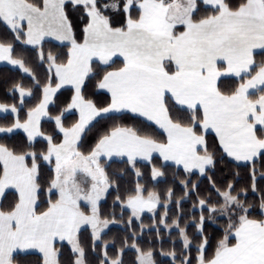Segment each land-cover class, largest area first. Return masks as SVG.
<instances>
[{"label":"snow or ice","instance_id":"obj_1","mask_svg":"<svg viewBox=\"0 0 264 264\" xmlns=\"http://www.w3.org/2000/svg\"><path fill=\"white\" fill-rule=\"evenodd\" d=\"M70 9L77 14L75 23ZM0 24L13 34L12 41L0 40V61L31 78L30 87L17 82L8 90L19 94L18 104L0 103V113L14 117L0 125V136L23 133L19 144L0 142V264H24L21 257L37 253V264H61L57 245L64 242L70 264H124L126 248L135 250L133 264H157L154 249L137 243L136 231L109 255L115 241L103 235L122 222L102 210L113 190V206L130 210L126 228L147 211L153 213L155 240L164 239L161 226L167 230L173 247L160 254L171 257V264H264V192L255 205L242 199L248 190H237L233 181L217 186L208 175L217 161L206 139L214 132L223 153L237 162L264 159V60H256L264 55V0L235 5L231 0H0ZM49 37L67 50L46 54L43 43ZM16 41L39 49L37 59L47 65L43 82L14 56ZM229 77L235 84L222 88V78ZM90 85L108 94L106 104L87 95ZM65 87L71 96L61 106L57 94ZM26 97L36 102L21 117ZM117 113L144 118L165 139L114 123L82 151L94 122L115 120ZM66 114L78 118L66 124ZM42 121L51 122L49 131ZM154 156L189 176L207 177L210 189L202 196L199 184L185 179L182 197L173 200L169 188L162 200L140 183V162L151 165L152 180L165 176ZM114 158L137 178L123 197L118 180L124 173L108 171ZM251 190L258 191L254 170ZM9 191L15 201L5 207ZM193 193L191 207L199 209L198 216L183 208ZM220 218L224 223L213 247L206 225ZM145 227L141 222L140 234ZM189 229H194L191 237ZM82 230H90L87 247ZM90 253H96L91 261Z\"/></svg>","mask_w":264,"mask_h":264},{"label":"trees","instance_id":"obj_2","mask_svg":"<svg viewBox=\"0 0 264 264\" xmlns=\"http://www.w3.org/2000/svg\"><path fill=\"white\" fill-rule=\"evenodd\" d=\"M231 2L235 5L240 2V0H231ZM70 16L73 18L74 23L76 22L75 17L76 13L69 10ZM77 35L79 36V27L77 28ZM0 40L9 42L13 40V34L3 25L0 24ZM15 52L14 56L16 58H23L25 60L26 66L31 68L35 75L41 80V82L45 79V71L47 68L46 64L41 65L39 60L37 59L36 53L39 49L26 46L19 41L14 42ZM43 50L47 54L48 52H52L53 54H58L65 52L67 49L62 44H57L52 41L46 40L43 43ZM257 62L264 60V55L258 54L256 56ZM120 61H116V66H119ZM22 83L25 87L31 86V78L26 74L22 73L19 69L11 68L8 66H0V103L13 104L19 103V97L17 93L9 92L8 90L15 83ZM235 78H222V88H227L233 86L235 84ZM95 92V95H93ZM87 95L94 99L98 105H104L108 101V96L95 90L91 85L87 89ZM71 96V89H61L60 93L57 94V103L63 106ZM36 102L35 99L28 97L25 99V108L21 111V117L24 116V112L27 111L28 107L33 106ZM52 114H57L55 109H53ZM67 119L65 121L66 124L73 123L76 119V115L66 114ZM117 117L115 120H100L98 123L94 122L95 126L92 127V130L87 132L83 142H82V151L87 152L90 147L95 143V140L98 136L107 130L108 127H111L115 124H123L129 127H134L138 130H141L142 133L146 132L152 134L158 140H164L165 137L162 135L161 131L158 130L154 125L147 122L141 117L135 116L130 113H119L112 114ZM123 117V118H120ZM14 119L11 115L0 116V125H7L11 123ZM42 127L45 131H49L52 127L51 122L42 121ZM23 139V133H14L8 137L0 136V142L7 143L9 146L19 144ZM208 142L209 151L215 153L216 158V167L214 170L208 173L209 176L212 177L213 180L217 182V186L224 187V183L226 181H233L236 183L237 190L241 188L247 189V195L243 196L242 199H246L249 203H253L255 205L259 204L261 194L264 192V159H257L255 162H247V163H238L232 159H230L226 154L221 150L216 137L208 133L206 136ZM110 167L108 168L109 174L115 172H123V176L118 180L120 191L119 195L126 196L128 191L134 187V183L137 180L133 171L127 166L122 160L114 159L109 162ZM153 164L156 167L162 168L165 172V176L158 178L156 181L152 180L150 177V168L151 165L147 163H138V167L144 173L143 177L140 178V183L144 184L146 189L157 191L163 200V197L169 188L173 189L174 196L173 200L179 199L183 196V186L180 181L185 179H190L193 183L199 184V192L203 196L206 194V190L210 189L209 180L207 177L200 176L197 173L185 174L183 169L178 168L172 164L164 163L160 159L154 157ZM255 173V179L258 191L253 192L251 190L252 184V173ZM235 173H239V177L235 176ZM45 174L47 175V169H45ZM115 179V177H113ZM238 181V182H237ZM117 193L113 190L110 195L107 196L106 200L102 201V210L105 215L110 213L115 214V218L118 221H122L121 223L110 225L109 229L105 231L103 235V240L105 241H115V247L111 244L109 245V255L113 256L115 254V249L121 247V241L131 234L132 231H136L138 233L137 243L140 247L147 250L148 248L154 249V256L157 264H171V257L161 255V250L167 252L172 250V244L169 240V233L167 230L163 229L161 226V232L164 236L162 241L155 240V230L150 226L153 224V213L151 214H142L141 220L134 221L133 228H126L125 224L129 218L130 210L124 209L123 211L119 207V205L113 206V201ZM196 200V195L193 193L189 199L183 201V208L186 213L194 212L197 216L199 215V209H192V204ZM15 201V194L12 191H9L5 194V198L3 200V204L5 207L12 204ZM171 211L169 213L170 217L173 212H175V205H169ZM163 213V208H159L156 213V219L159 218V215ZM253 215H256L253 213ZM143 223L146 227L143 230V233L140 234V223ZM171 221L169 220V223ZM224 223V218H220L217 223L209 222L206 225V234L210 237V244L214 247L216 241L220 238L222 226ZM194 229H189V236H192ZM89 233L90 230H82L81 240L84 245L87 247L89 244ZM171 238L177 241L175 247L177 254L180 252V242L177 238L176 231L173 230L171 232ZM132 241L129 240V243ZM196 241H194L195 243ZM58 248L61 250V264H70L72 255L70 252V247L67 244H58ZM99 251V249L97 250ZM209 255H211L212 247L208 250ZM96 253H90L89 260H93ZM193 257H195L196 253L193 250L191 253ZM135 250L131 248H126L123 254L124 264H133L135 260ZM39 259V254H33L27 257H21V260L24 264H37Z\"/></svg>","mask_w":264,"mask_h":264},{"label":"crops","instance_id":"obj_3","mask_svg":"<svg viewBox=\"0 0 264 264\" xmlns=\"http://www.w3.org/2000/svg\"><path fill=\"white\" fill-rule=\"evenodd\" d=\"M46 40H49V41H52V42H54V43H57V44H61L59 41H56V40H54L53 38H51V37H49V38H46ZM45 40V41H46ZM26 46H29V47H32V46H30V45H26ZM115 59V58H114ZM117 60H119V59H117ZM2 65H4V66H8V67H11V68H15V69H19V68H17V67H15V66H13V65H11V64H9L7 61H0V66H2ZM20 70V69H19ZM21 71V70H20ZM22 72V71H21ZM23 73V72H22ZM63 89H70L69 87H65V88H63ZM99 92H101V93H103V94H106L107 96H108V94L107 93H105V92H103V90H98ZM18 94V93H17ZM18 97H19V94H18ZM26 98H28V97H26ZM25 98V99H26ZM117 114H119V113H117ZM131 114V113H130ZM5 115H11L12 116V114L11 113H0V116H5ZM13 117V116H12ZM78 118V117H77ZM142 118V117H141ZM144 119V118H143ZM148 122V121H147ZM149 123H151V122H149ZM159 130V129H158ZM161 131V130H160ZM209 133H211V134H213L214 136H215V133L214 132H211V131H209ZM216 137V136H215ZM217 139V138H216ZM217 142H218V140H217ZM222 150V149H221ZM154 157H156V158H158V159H160L158 156H154ZM230 158V157H229ZM114 159H116V158H114ZM230 159H232V158H230ZM161 160V159H160ZM233 160V159H232ZM162 161V160H161ZM235 161V160H234ZM162 162H164V161H162ZM237 162V161H236ZM251 162V161H250ZM140 163H146V162H140ZM164 163H169V164H172V165H174V166H176V167H178V168H181L182 169V167H180V166H177V165H175L173 162H171V161H168V162H164ZM238 163H245V162H238ZM194 173H196V172H194ZM197 174H199V173H197ZM64 244H66V242H64ZM38 254V253H37Z\"/></svg>","mask_w":264,"mask_h":264},{"label":"rangeland","instance_id":"obj_4","mask_svg":"<svg viewBox=\"0 0 264 264\" xmlns=\"http://www.w3.org/2000/svg\"><path fill=\"white\" fill-rule=\"evenodd\" d=\"M154 181H156V180H154ZM144 213H146V214H151L150 212H147V211H145ZM144 213H142V214H144ZM142 214H141V215H142Z\"/></svg>","mask_w":264,"mask_h":264}]
</instances>
